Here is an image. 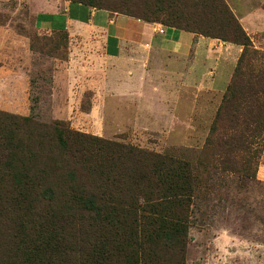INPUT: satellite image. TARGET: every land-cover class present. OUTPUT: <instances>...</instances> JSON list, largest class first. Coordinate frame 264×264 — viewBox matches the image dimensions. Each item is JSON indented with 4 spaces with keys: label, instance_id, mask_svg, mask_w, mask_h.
I'll list each match as a JSON object with an SVG mask.
<instances>
[{
    "label": "trees",
    "instance_id": "trees-1",
    "mask_svg": "<svg viewBox=\"0 0 264 264\" xmlns=\"http://www.w3.org/2000/svg\"><path fill=\"white\" fill-rule=\"evenodd\" d=\"M188 1L167 28L241 48L197 166L255 181L264 52L224 0ZM198 184L185 160L0 112V264H185Z\"/></svg>",
    "mask_w": 264,
    "mask_h": 264
},
{
    "label": "rangeland",
    "instance_id": "rangeland-1",
    "mask_svg": "<svg viewBox=\"0 0 264 264\" xmlns=\"http://www.w3.org/2000/svg\"><path fill=\"white\" fill-rule=\"evenodd\" d=\"M58 1L107 12L128 25L134 22L124 18L163 28L171 26V18L181 23L197 11L188 0ZM224 1L235 18L254 11L243 10L246 0H237L235 12ZM251 3L249 9L259 10V0ZM25 4L0 1V23L11 22L12 32L27 41L31 52L23 72L0 84V112L42 124L64 122L80 134L189 162L199 184L185 264H264V158L252 182L197 166L237 61L215 76L192 56H156L157 48L138 45L123 47V61L106 60L102 33L82 30L69 38L38 31ZM251 32L258 48L263 37L256 29ZM216 78L220 89H209Z\"/></svg>",
    "mask_w": 264,
    "mask_h": 264
},
{
    "label": "crops",
    "instance_id": "crops-1",
    "mask_svg": "<svg viewBox=\"0 0 264 264\" xmlns=\"http://www.w3.org/2000/svg\"><path fill=\"white\" fill-rule=\"evenodd\" d=\"M25 1L29 14L33 18V24L38 31L51 33L64 27L69 38H74L82 30L102 33L106 60L123 61L121 56L123 47L138 45L152 49L157 48L156 56L167 55L177 59H188L192 56V59L196 61L195 64L200 65V68L205 66V69H207V65L213 69L208 73L216 76L228 63H235L241 52V48L238 46L173 28H164V33L160 35L158 34L159 24L124 18L123 20L134 22L132 25H128L125 21H120L118 17H111L107 12L93 11L58 0ZM227 2L232 11L235 12L239 9L237 0H227ZM251 2L254 0H246L242 4L243 10L254 11L249 12L243 18L240 16L236 18L249 38L252 35L251 31L256 29L260 32L263 38H261L258 48L255 44L254 46L256 49L264 51V0H259V10L249 9ZM30 54L27 41L12 32L11 22L0 23L1 85L9 83L8 80L11 77H16L23 72V61ZM119 73H121V69L116 71V74ZM220 85L216 78L210 82L208 88L220 89ZM23 86L26 88V80L23 82Z\"/></svg>",
    "mask_w": 264,
    "mask_h": 264
},
{
    "label": "built area",
    "instance_id": "built-area-1",
    "mask_svg": "<svg viewBox=\"0 0 264 264\" xmlns=\"http://www.w3.org/2000/svg\"><path fill=\"white\" fill-rule=\"evenodd\" d=\"M164 28L162 26L159 27L158 34L162 35L164 33Z\"/></svg>",
    "mask_w": 264,
    "mask_h": 264
}]
</instances>
